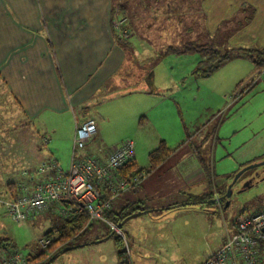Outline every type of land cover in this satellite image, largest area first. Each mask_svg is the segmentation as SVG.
Returning <instances> with one entry per match:
<instances>
[{
  "label": "rangeland",
  "instance_id": "rangeland-1",
  "mask_svg": "<svg viewBox=\"0 0 264 264\" xmlns=\"http://www.w3.org/2000/svg\"><path fill=\"white\" fill-rule=\"evenodd\" d=\"M117 1L127 15H137L144 23L131 16V28L124 22L119 39L126 40V58L119 83L91 107L99 131L77 154L88 150L96 156L100 148L109 150L131 139L136 162L132 173L152 175L144 186L141 182L130 186L113 199L114 217L130 205L129 214L115 224L123 240L117 239L118 231L96 220L77 238L51 251L39 239L56 237L49 230L63 223L57 208L18 223L0 204V236L14 244L6 251H20L25 257L42 254L31 264H120V251H126L130 264H200L234 231L242 211L264 209V163L235 178L241 169L264 160V77L258 76L259 67L249 52L231 50L245 42L239 33L231 38L243 15L235 13L211 33L205 28L200 0L191 10V0H179L182 10L173 6V0H150L149 7H159L157 24L152 26L148 25L152 18L142 15L147 11L139 0ZM263 37L261 28L257 40ZM190 40L212 45L223 55L229 50V57L211 72L198 74L199 61L207 53L178 54L169 49ZM212 60H204L205 66ZM141 78L146 79L144 87ZM15 124L0 127V198L10 194L7 182L21 180L22 168L49 156L66 171L71 159L73 142H67L71 128L65 119L44 113L32 124ZM28 139L31 143L24 144ZM161 139L173 152L154 172L146 173L149 152ZM188 169L191 186L182 180ZM125 196L143 199L138 205L145 212L134 215ZM218 196L221 201H213Z\"/></svg>",
  "mask_w": 264,
  "mask_h": 264
},
{
  "label": "crops",
  "instance_id": "crops-1",
  "mask_svg": "<svg viewBox=\"0 0 264 264\" xmlns=\"http://www.w3.org/2000/svg\"><path fill=\"white\" fill-rule=\"evenodd\" d=\"M200 1V10L206 16L205 28L208 32H216L225 20L239 13L243 15V20L241 18L240 27L231 38L239 33L240 39L245 42L232 48L264 50V37L263 40H257L261 28L264 30V0ZM113 2L114 0H0L2 129L11 123H18L15 127L32 124L42 114L48 113L57 115L68 123L66 125L71 128L67 131L68 143L73 142L75 129L80 123L93 120L96 133L87 143L94 140L99 130L91 114V107L96 104L99 96L107 97L108 91L115 89L126 58L123 49L126 40L123 42L119 39V30L115 27L120 11ZM195 5L198 8V4ZM145 6L147 7V3ZM154 10L158 13L159 7ZM139 84L144 87L146 79L141 78ZM58 127H62V124L58 123ZM8 135L10 136V132ZM31 138L32 141L36 139L33 133ZM23 143L31 142L28 139ZM85 152L90 153L88 150ZM107 152L108 149L100 148L95 157L103 160ZM43 159L45 158L39 160ZM23 169L26 168L20 170V175ZM200 169L201 167L194 171H201ZM151 175L141 178L143 186ZM22 180L23 177L17 182ZM182 180L191 186V169L184 172ZM139 185L137 190L140 193ZM6 198L9 197L3 199ZM125 200L141 205L144 203L139 197L130 200L125 196ZM140 207L134 215L145 212ZM110 208L112 210V204Z\"/></svg>",
  "mask_w": 264,
  "mask_h": 264
},
{
  "label": "built area",
  "instance_id": "built-area-1",
  "mask_svg": "<svg viewBox=\"0 0 264 264\" xmlns=\"http://www.w3.org/2000/svg\"><path fill=\"white\" fill-rule=\"evenodd\" d=\"M124 21L120 18L115 22L119 36ZM257 74L264 77V63L259 66ZM95 133L93 120L83 121L76 127L66 171L53 157L39 161L30 169H23V180L16 183V195L0 198L6 214L21 222L55 205L63 217L85 213L89 221L104 222L124 239V234L105 218L104 213L119 193L141 180L142 175L123 176L119 172L134 158V141L120 142L108 150L103 160L85 151L77 154ZM39 241L45 247L50 238L41 237ZM0 264H26V260L20 251L0 253ZM200 264H264V209L242 211L234 224V231L227 233L220 247Z\"/></svg>",
  "mask_w": 264,
  "mask_h": 264
},
{
  "label": "trees",
  "instance_id": "trees-1",
  "mask_svg": "<svg viewBox=\"0 0 264 264\" xmlns=\"http://www.w3.org/2000/svg\"><path fill=\"white\" fill-rule=\"evenodd\" d=\"M139 1H140L141 6H144L145 10L147 11L146 13H143L142 15H148L152 18L151 23H148V25L152 26V25L157 24L158 13L153 8V6H155V5H151L150 7L147 5V7H146L145 6L146 3L148 4L150 2V0H139ZM154 1L156 2L158 0H154ZM173 1H174L173 6L176 7V6L180 5V4L178 5L179 0H173ZM194 1L195 0L189 1L190 5L188 6V9L191 8V5H193ZM123 2H126V0ZM115 4L120 11L119 19L124 18L125 24H127L126 20L128 19V24L126 25L127 28H128V26L131 28V26L134 25V22L129 18V16H131L133 19H135V21L138 20V22L136 21L137 23H144V21L142 19H140L139 17H136L137 15H132V14L127 15L125 10H124L123 3L118 2L116 0ZM182 6H183V4L179 7L181 8ZM194 6H196V5H194ZM186 9H184V10H186ZM180 10H182V8ZM194 10H196V9H194ZM148 12H151V13H148ZM145 26H147V25H145ZM169 49L172 52L178 53V54L191 52V51L207 53V55L205 54L204 59H201L199 61L200 67L196 69V72L198 74H207V73L211 72L216 66H218V63L222 62L223 60H225L226 58L229 57V54H228L229 50H227V52L223 55L220 53V50L218 48L213 47L212 45L208 46L205 43L204 44L198 43L195 40L194 41L193 40L186 41L181 46L170 47ZM231 50H244V51L249 52L251 57H253L254 63L257 67H259L260 65H262L264 63V57H262L264 55V50L257 49V48H255V49L232 48ZM206 59H213V60L209 63V65L207 64L205 66L204 60H206ZM202 64L204 67L202 66ZM172 151L173 150L166 145L165 141L161 140L159 142L158 146L149 152V169L146 170V173H149L151 170L155 169L161 162L166 160L167 157L172 153ZM135 166H136L135 162L132 159L131 161L126 163L122 168H120L119 172L123 176L136 175L137 172L134 174L132 173V168H134ZM7 185H8V189L10 191V194L6 197L11 198V197L15 196L17 193L16 183L14 184L13 182H7ZM13 187H14V192L12 191ZM130 204H131V208L134 211H137L139 208H141L137 204V202H130ZM129 206L130 205L124 207L122 209V211L119 213L118 217H114L113 211L110 210L111 208L105 211L104 216L107 220L116 224V222L118 220L123 219L124 217H126L129 214V212L127 211V208ZM52 207H55V205H53ZM51 208L48 209L50 213H51ZM45 211H47V210H45ZM61 218H62L63 223H61L60 225L53 226L51 228L53 230H51V229L49 230L51 232H55V235H56V237L53 239H50V242L48 243V245L45 246L48 249H50L51 251H53L54 249H57L60 245L66 243L67 241L74 239V238H77V236L81 233V231L85 228V226L90 225L92 222V221H89V218L85 213H79V214L71 216V217L61 216ZM48 232H46V233H48ZM117 239L123 240L120 235L117 236ZM9 248H14V244L11 241V239L9 237H6V236H0V253L10 254V253H13L14 251H16V250H11L10 252H7L6 250H8ZM41 255L42 254L28 255L27 257L24 256L25 260H26V264H31L32 262H34V260L40 258ZM118 256H119V259L121 261L120 264H130V262L128 261L127 256H126V251L118 252Z\"/></svg>",
  "mask_w": 264,
  "mask_h": 264
},
{
  "label": "water",
  "instance_id": "water-1",
  "mask_svg": "<svg viewBox=\"0 0 264 264\" xmlns=\"http://www.w3.org/2000/svg\"><path fill=\"white\" fill-rule=\"evenodd\" d=\"M263 163H264V160L261 161V162H259V163H255V164H252V165H250V166H247V167L241 169V171L236 175L235 178H237V176L240 175L244 170H246V169H248V168H250V167H254V166H257V165L263 164ZM227 194H229V193L227 192ZM216 199H217V200H220V197H217ZM226 204H227V203H226ZM66 249H69V247H67Z\"/></svg>",
  "mask_w": 264,
  "mask_h": 264
}]
</instances>
